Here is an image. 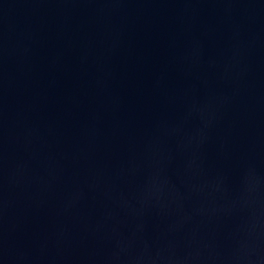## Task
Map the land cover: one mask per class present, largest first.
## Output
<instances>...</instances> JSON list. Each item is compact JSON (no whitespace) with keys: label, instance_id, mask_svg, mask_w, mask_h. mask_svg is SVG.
<instances>
[{"label":"water","instance_id":"95a60500","mask_svg":"<svg viewBox=\"0 0 264 264\" xmlns=\"http://www.w3.org/2000/svg\"><path fill=\"white\" fill-rule=\"evenodd\" d=\"M0 264H264V0H0Z\"/></svg>","mask_w":264,"mask_h":264}]
</instances>
